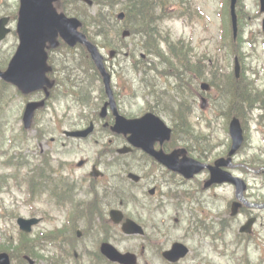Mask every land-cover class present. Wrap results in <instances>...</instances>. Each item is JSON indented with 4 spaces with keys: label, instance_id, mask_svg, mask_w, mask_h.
<instances>
[{
    "label": "rangeland",
    "instance_id": "obj_1",
    "mask_svg": "<svg viewBox=\"0 0 264 264\" xmlns=\"http://www.w3.org/2000/svg\"><path fill=\"white\" fill-rule=\"evenodd\" d=\"M221 0H195V5L200 7L204 13L206 14V17L203 19H198V16H195L196 18L188 23L185 22L184 20L180 19H173L169 20L166 23L160 24V28L164 29V27L171 29L172 35L174 37H185L187 39H191L193 45L195 46L197 52L199 53L200 56H196V58L204 57L206 54H201L202 52H207L212 56V58H219V61L221 63V68H223L224 73L230 71L233 68L234 65V58L235 55L232 53V51L228 48H223L221 50L215 48L216 44L219 40L220 37V28H221V19L218 15V10L221 5ZM243 2L246 4L247 9L250 11V17L245 20L244 25L245 28L249 33H253V39L255 40L254 46H251L250 43L246 44L245 50L250 52L252 54L248 59L246 60L247 65H251L254 69H257L260 72V75L262 76L263 79H259L258 83L261 87L264 86V48L262 45V40H264V34L260 32L259 29H262V20L264 18V14H258L257 16L255 15L258 10H259V0H243ZM17 5V0H0V15L3 10H6L4 13L8 12H13L16 11V6ZM66 5L69 10H76L79 11L81 14H88L90 11L91 14H95L94 7L91 6L90 8H87L88 10H85L83 7H81L80 4L76 3H71L69 0L66 1ZM119 8H117L116 12L111 15L112 21L117 20V14L119 13ZM259 16V17H258ZM118 21V20H117ZM120 24H124V22H119ZM119 24V25H120ZM113 26L118 27L117 24H113ZM112 26V27H113ZM15 26L13 25V28ZM92 32H95V29L92 28V25L89 27ZM108 29V28H107ZM145 33H138L136 35H132L129 38H127L125 41L121 38L120 35H114V40H111V43L118 44L122 47V51H128L132 52L134 50H139L140 48L143 47L144 45V38ZM7 42L3 45H0V47L3 49V52H1V57H0V62H2L0 65L4 66L6 62H8L9 58L11 55L14 54V49L17 47V35H9V38L6 40ZM65 51H67L65 48L61 50V53L64 54ZM81 50L76 51V58L80 61L81 69L83 71V76L76 81L77 84L80 82H88L89 79L92 80L90 76L91 72V65L89 64L88 61L84 58V54L77 55ZM121 51V52H122ZM138 54L141 52V50L137 51ZM144 52V51H143ZM65 55H63L64 57ZM155 58V57H154ZM148 59L154 60L153 57H148ZM156 59V58H155ZM120 61L122 64H124V59L122 56L117 59ZM127 63L130 62V60H126ZM70 62H73L71 59ZM66 62L60 61L59 66L61 65L63 69H65V64ZM68 63V62H67ZM247 74L249 77H254V75H251L250 71H247ZM61 78H67V76H64ZM263 80V81H262ZM93 81V80H92ZM67 83L70 84L72 82H69L67 80ZM99 85V83H97ZM126 86L129 87V84L126 83ZM132 87L129 89H123L124 91L127 92H132ZM69 90V89H68ZM70 92H75L73 90H70ZM73 93H70L66 97L69 98L67 100H61V102L57 105L58 109H63L67 107L68 105H76L77 103L70 98ZM145 103V99L143 97L138 99V103H134L130 108V110L133 111H140L142 106ZM22 109H23V101L22 100H16L14 102L11 101L9 98V94H7L6 97H4L2 94L0 95V145L2 146V149L6 152H24L23 154H27V158L29 159V162H31V168L36 169L38 167H43L45 169H51L52 166L58 167L60 164V152H41V147L47 148L46 144H43L41 146L42 141L38 140V132L36 133L35 130L37 128H34L33 130H30L29 132L25 133L23 132L22 128V122L20 120L21 114H22ZM94 109H97V106L94 107ZM90 108V110H94ZM128 115H130L128 112H126ZM167 117H169L167 114H165ZM164 115V116H165ZM165 116V117H166ZM253 116V114H252ZM254 117V116H253ZM168 123L170 121L166 119ZM172 121V119H171ZM254 126V125H253ZM14 134V138L19 136V135H25L22 136V140H17L12 144L11 148H7L9 145V142L6 147V142L9 136H12ZM215 138L220 139L221 142L224 143V147L228 142L229 138V133L224 127V119L222 118L217 125L216 132L214 134ZM252 139L256 143L258 141L256 132L253 131L252 134ZM44 143V142H43ZM82 149L83 152H95V148L93 147L92 144H82ZM50 153V155H49ZM49 156V157H48ZM31 158V159H30ZM42 158L44 159L42 161ZM3 160L4 157H1ZM130 162V160H128ZM44 163V164H41ZM134 169H138L137 167H133ZM14 172L13 168H4L0 164V185H2V179L4 176L9 177L8 183H12L11 176L12 173ZM25 172V171H24ZM120 174L119 172H117ZM111 174V172H110ZM54 175V174H53ZM108 179V178H107ZM153 179H145V184L153 185ZM41 187V186H40ZM39 187V188H40ZM128 187L132 190L133 186L128 185ZM38 188V189H39ZM229 191L231 192V188L227 187ZM226 192V190H224ZM17 197L19 199V202L16 201L14 197ZM140 196L142 199L146 202L150 201V198L146 196L143 191L140 190ZM27 194L24 192H19L16 189H12L9 191L8 189H4L0 192V202L4 204V207L7 210H15L18 212L20 215L28 217L30 213L33 211L32 207H34L35 211H42L43 209H51V206L48 204V195L46 192L42 193L39 195V197L36 198V201L33 203V205L28 206L23 200H26ZM230 197V194L227 193H222V196L219 198L225 199V201ZM132 207L134 209V205L132 204ZM206 210L208 211V217L214 219L217 222L221 223V220L225 217L226 212L224 211L222 215H215L213 218L214 213H216L217 207H214L212 204L207 205ZM1 210V209H0ZM54 210V209H52ZM168 211L172 213V208L169 207ZM56 212L58 211H52L53 215H56ZM60 213V212H58ZM189 215H186V218H188ZM58 218V217H57ZM160 218V217H159ZM229 219H224V223L227 224ZM169 222H173L170 220ZM55 222L49 221L48 223H43L41 226H39L36 231L42 230V229H51L53 227ZM57 223H62L61 220H59ZM184 226H187V223H184ZM18 225L16 223V219H10L7 222L0 221V233L4 232L6 234L12 233L15 237L18 236ZM184 233V229H178V230H173L172 234L175 238H179L181 234ZM260 235H264V228H261L260 230ZM102 237V236H100ZM163 239V238H162ZM84 242V239H83ZM142 242V240H133L130 242L129 247L134 248L138 246V243ZM124 246V244H121ZM148 245V243H147ZM87 245L85 244V247ZM165 246V245H164ZM163 247V246H160ZM82 247H80L81 249ZM206 251L208 252V255L212 257L215 253L213 250L210 248L209 245H206ZM44 253L43 251H41ZM152 250H148L147 254H152ZM256 256V252L254 254ZM21 258V254L15 255L14 258ZM219 256V255H218ZM16 260V259H15ZM39 262V261H38ZM230 262V258L227 256H219V261L218 264H228ZM45 261H40L39 264H45ZM81 264H88L85 261H81ZM163 262H159L158 264H162ZM73 264H79V261H74Z\"/></svg>",
    "mask_w": 264,
    "mask_h": 264
},
{
    "label": "flooded vegetation",
    "instance_id": "obj_2",
    "mask_svg": "<svg viewBox=\"0 0 264 264\" xmlns=\"http://www.w3.org/2000/svg\"><path fill=\"white\" fill-rule=\"evenodd\" d=\"M48 51H50V57H53L54 59L55 58H58V52L56 49H52V48H48ZM56 60V59H55ZM59 71L57 70L56 66H52V69H51V78L54 80V88L52 89L51 91V94H50V98L47 102V106H46V110H56V101L55 99H57L59 97V94H58V87L59 89H61L62 87V84H61V81L62 80H58V77L57 75L59 74L58 73ZM120 96V95H119ZM39 97L40 98H43L44 97V93L43 91H40L39 92ZM109 98H105V97H98L97 100V104L99 106V104L101 105V107L104 106L105 103H109ZM115 99V102L117 104V107L118 109L120 110L121 108V103H120V99L118 97V95L116 96ZM49 103L51 104V106H49ZM102 109V108H101ZM44 120V118H43ZM113 121H115V114L111 111V106L108 105L107 106V114L105 115V119L103 120V127L104 128H109L108 126H105L104 124L106 123V125H109L111 124ZM90 122H94V124L97 123V119L95 118L94 120H91ZM55 125V126H52V125ZM60 118L57 117V116H52L51 118L48 119V121L45 122V129H54L55 131L59 130L60 129ZM105 131V130H103ZM52 142H55L56 139L55 137H51L50 139ZM136 154L140 155V152H135ZM103 155V152H98L97 154V160L96 162L94 163H91V167L94 165V164H97L100 162L101 160V157ZM84 160V163L83 165L81 166H77V168H82L84 166L87 165V163H89L90 161V158H85L83 159ZM151 163V162H150ZM69 168V171L66 172V176L67 178H71L72 180H75V179H78L80 181H84L87 177V174H83L81 176H78L72 169L74 168V165L68 167ZM174 177H178L179 178V181H176L175 184L177 186H181L182 184L184 185H187L188 183H193L195 186H198L200 187L203 191H206V192H209L210 195L211 193L215 190V189H218V188H221L222 187V183H218V184H211L209 186H206V183L207 181L210 179V171L208 169H206L205 171L195 175L192 179H185L183 178L182 176H180L179 174L175 173L174 174ZM105 182V179H103V177H100V178H97L95 182L93 183H98V184H101ZM157 187V186H156ZM197 187V188H198ZM63 189V188H62ZM233 189H234V192H233V198L236 200L238 199V194H239V191H238V187L236 185L233 186ZM157 190V189H156ZM192 192V191H191ZM64 193V194H63ZM74 190H69V186H66V188H64V192L61 190V196L63 195L64 198L65 197H70V196H73L74 194ZM161 189L159 188L158 189V194H161ZM194 195L195 193L192 192ZM197 193L199 194L198 195V200H200L201 202H203L202 200V197H203V193L197 189ZM247 193V192H246ZM248 196H252L253 193H247ZM84 232L86 233H89L90 232V228H87L86 226H84ZM159 234H164V231L162 232V229L160 228H149V226H147L145 228V233L143 235H140L142 236L141 239L144 240V242H147L148 245H144L142 244L141 246H136V247H140V250L138 251V261L136 264H156V262L154 261L153 257L150 256L149 254H147V251L152 249L154 246H157V242H158V235ZM82 236H83V233H82ZM157 237L156 239H154V237ZM121 237V236H118V235H115V236H112L111 237V241H116L118 240V238ZM187 237H182L181 239L184 240L186 243L187 240H186ZM126 239L122 238L121 239V242H124ZM104 241H108V240H103L102 242ZM175 241H179V240H175ZM173 241V242H175ZM201 241V239H200ZM101 242V243H102ZM173 242L171 244H173ZM101 243L100 245L98 246V248L94 249L95 251H90V255H87V254H84L83 255V259H88V261L90 262V264H120V263H116V262H112L110 261L108 258H106L102 253H101ZM196 246H197V250L199 252H197L196 250H193L192 251V254L191 255H186L182 258H180L178 261L176 262H170V261H164V264H193V263H196V264H207L205 263L202 259H201V248H202V244L201 243H196ZM191 248V246H190ZM123 251H133V250H123ZM135 252V251H133ZM158 253L159 251H153L151 255H154V256H157L158 257ZM144 260V262H143Z\"/></svg>",
    "mask_w": 264,
    "mask_h": 264
},
{
    "label": "water",
    "instance_id": "obj_3",
    "mask_svg": "<svg viewBox=\"0 0 264 264\" xmlns=\"http://www.w3.org/2000/svg\"><path fill=\"white\" fill-rule=\"evenodd\" d=\"M49 0H47V3ZM42 3L44 4V0H42ZM263 8H264V0H262ZM31 5L30 0H22V8H21V17H20V23H19V32L20 36L22 38V44L20 46V49L18 51V54L15 57V61L11 63V66L9 70L3 74V76L7 79H14L16 82L25 90L32 89L33 87H39V85L42 84L44 80V76L42 75V68L40 67L38 69V73H26L27 66H26V56H25V46L29 43V39L31 36H34L33 32L36 30L38 31L37 37H40L41 39L45 37H51V34L47 33L46 31L52 27H48L50 17H47V19H44V17H37L36 21L28 22L27 14H29V6ZM43 13V12H41ZM55 15L54 21L56 22V25L59 26L60 29L65 30L60 25L63 24L64 18L63 16H57L54 12L51 11ZM38 14V12H35L33 15ZM47 15H49V12H46ZM75 25L73 27V32L68 34L67 37L71 40V35L73 39L75 37H78L81 39V35H76L75 29L77 27V22L74 20ZM66 26L68 24L66 23ZM33 34V35H32ZM3 37V36H0ZM83 38V37H82ZM44 64V61H43ZM36 107L35 103H32L28 106L25 119H26V126H29L30 119L32 117V112L34 108ZM147 128L148 134H153L154 132H162L164 131V127L158 124H154L153 127L145 126ZM138 129V128H134ZM234 135L236 134V129H233ZM142 135V133H139L138 130L135 131V134L133 135L132 141L135 145L138 146H144L148 139L151 138V135ZM152 139V138H151ZM0 264H9L8 258L5 254L0 255Z\"/></svg>",
    "mask_w": 264,
    "mask_h": 264
},
{
    "label": "bare ground",
    "instance_id": "obj_4",
    "mask_svg": "<svg viewBox=\"0 0 264 264\" xmlns=\"http://www.w3.org/2000/svg\"><path fill=\"white\" fill-rule=\"evenodd\" d=\"M140 64V63H139ZM59 98L55 99V101L57 102Z\"/></svg>",
    "mask_w": 264,
    "mask_h": 264
},
{
    "label": "trees",
    "instance_id": "obj_5",
    "mask_svg": "<svg viewBox=\"0 0 264 264\" xmlns=\"http://www.w3.org/2000/svg\"><path fill=\"white\" fill-rule=\"evenodd\" d=\"M134 29V28H133Z\"/></svg>",
    "mask_w": 264,
    "mask_h": 264
}]
</instances>
